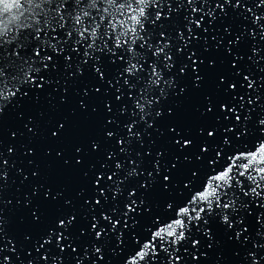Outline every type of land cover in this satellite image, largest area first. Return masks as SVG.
Wrapping results in <instances>:
<instances>
[{"label": "snow or ice", "instance_id": "6c2138e0", "mask_svg": "<svg viewBox=\"0 0 264 264\" xmlns=\"http://www.w3.org/2000/svg\"><path fill=\"white\" fill-rule=\"evenodd\" d=\"M176 3L183 6V0ZM187 4L191 12L181 21L172 19L173 13L179 18L180 7L173 9L170 4L169 14L162 16V0H0V101L43 92L45 85H53L43 73L56 71L62 60L66 75L60 103H65L69 89L75 90L84 69L90 67L91 75L101 83L94 95L103 101L106 121L101 125L102 138L89 139L86 147L75 146L71 156L62 151L55 154L61 167L79 172L88 181L89 187L73 199L55 186L34 184L29 193L22 194L23 203L16 197L15 204L5 203L3 181L8 177L0 174V264H97L104 261L106 249L122 255L123 264H199L200 256L207 259L206 251L197 256L189 245L196 251L231 245L240 264H264V116L255 125L258 135L249 130L257 107L264 113V75L253 79L247 66L264 61L260 46L264 43V0H187ZM225 5L235 13L233 23L241 21L239 32L234 34L229 24L223 36L218 33L212 39L215 52L225 61L231 57L235 71L219 76L205 70L201 75L205 59L208 69L216 68V61L208 59V40L196 33L211 35L217 21L229 16ZM150 9H156L154 18ZM146 25L154 31L149 32ZM169 28L175 37L166 35ZM230 36L233 39L224 44ZM157 37L165 42L150 43ZM173 39L180 45L175 47L182 61L178 75L191 81L190 88L180 87L179 92L177 74L165 79L159 67L163 56L164 68L173 71L175 58L168 54ZM69 43L77 56L83 49L75 72L72 55L65 54ZM242 44L251 53L247 62V52H240ZM192 46L203 50L191 51L187 54L190 64L183 62ZM257 72L264 73V68ZM216 76V92L204 96L203 110L196 109L201 119L211 115L214 123L197 127L195 135L191 128L170 125L166 133H160L167 135L168 147L157 150L155 157L151 152L141 155L136 146H143L149 129L159 132L156 122L165 118L162 101L201 91ZM82 95L90 102L93 99L87 90ZM180 107L168 108L167 115L175 119V109ZM79 108L89 119L99 115L96 107L88 112L83 101ZM29 122L33 127L25 124V128L35 137L39 126ZM66 123L51 131L53 141L64 140ZM109 141H115L118 152ZM101 151L104 155L95 163L85 162ZM26 155H34L33 150L28 149ZM146 158L150 159L146 162ZM35 168L31 175L38 181L41 169ZM131 181L136 183L129 187ZM52 208L55 214L50 217ZM5 209L10 217L27 209L30 217L20 216V223L30 219L32 225L43 227L18 239L5 229L11 223Z\"/></svg>", "mask_w": 264, "mask_h": 264}, {"label": "water", "instance_id": "95a60500", "mask_svg": "<svg viewBox=\"0 0 264 264\" xmlns=\"http://www.w3.org/2000/svg\"><path fill=\"white\" fill-rule=\"evenodd\" d=\"M220 3H223V0H220ZM233 3H235V0H233ZM169 4L173 9L180 7L176 3V0H162V6L160 9L162 16L169 14ZM196 7H201V5L197 4ZM212 7L214 8L215 4H212ZM247 7H252V4H248ZM225 8L228 9L229 16L223 20L217 21V24L213 27V29H210L211 35L201 32L196 33L201 37V40H208V46L210 48L208 59H214L216 61V68L208 69L207 59H205V64L200 70L201 75H204L205 70H207L210 74L218 73L219 76H227L229 70L233 72L235 71V69H231L230 61L232 58L228 57V59L225 61L224 57L220 55V53H216V41L212 39V36H216L218 33L220 36H223L224 28L229 24H232L234 34H238L239 32L237 25H239L241 21L236 20L235 23H233L235 13H233L231 8L227 5H225ZM155 12L156 9H150V14L153 18L155 16ZM189 12H191V8L188 6L187 0H183V6L180 7L179 18L175 16V13H173L172 19L182 21L183 16ZM217 15H219V10H217ZM245 15H247V13H245ZM196 18L199 19V16ZM146 27L148 28L149 32L154 31L150 25H146ZM168 34H171L173 37H175V32L172 31L171 28H169V31L166 33V35ZM185 36L187 38V33H185ZM228 39H233V37L230 36L224 40V44H227ZM257 40H259V37H257ZM157 42L164 43L165 41L159 40L158 37L150 41V43H153L154 45ZM171 43L174 45V47L168 54L174 56L175 67L172 72H169L167 69H165L163 56L160 57L159 67L163 71L165 79H167L169 76H172L173 74H177L178 87L176 88V92H179L180 87H185L187 85L190 88L191 81L186 77L178 75L179 69L182 66V61L180 57H176L175 47H179L180 45L175 39H173ZM260 46L264 47V43H261ZM65 47L67 48V52L65 54L72 55V71L75 72V64L79 63L82 59L83 49L80 50V56H77L76 54L71 53V43ZM202 50V47L199 46L190 47L183 57V62L190 64V62L187 61V54L191 51H196L199 54ZM240 52L241 54L247 52V55L244 56V60L247 62L248 56L251 55V53L248 52V45L242 44L240 47ZM201 59H204V57L202 56ZM221 61H224L223 64ZM149 63H151V60H149ZM119 66L120 65L118 64L117 67ZM247 66L253 73V79H255L257 75H264V73L257 72L258 68H264V61H261L258 65L248 63ZM145 67L147 68V65H145ZM111 71H113V69H110V72ZM188 72L191 74V68L188 69ZM43 75L45 78H50L53 81L52 86L45 85L43 92H29L28 97L23 99H21L18 95L16 98L11 99L10 101H0V107L3 108V113L0 114V153H2V156H0V174L6 173L8 177L6 181H3L5 184V189L3 191V199L5 203L11 200L12 203L15 204L16 199H14V197L23 203L24 196L22 194L29 193L31 191V186L34 184H41L48 187L55 186L60 188L64 190V195L68 199H73L81 189L89 187L88 181L83 179L82 174L75 170L61 167L60 164L54 160V157L57 151H62L66 156H71L74 152L75 146L86 147L89 139L102 138L103 132L101 131V125L106 122L104 120L105 110L103 107V101L94 95V88L100 87L101 83L97 77H93L91 75L90 67L85 68L84 76L80 77L77 87L75 90L71 88L69 89L65 97V103L61 104L60 96L64 92L63 78L66 75L62 60L56 71L50 73L46 72L43 73ZM105 75L107 76L109 73H105ZM217 84H219L218 76L212 77L207 80L201 91H189V93L185 96H181L179 100H174L170 97L167 103L162 101L165 118L157 120L156 122V128L159 129V132L154 129H149V135H145L143 137V146H136L141 155L151 152L152 157H155L157 150L163 151L168 147L167 135L162 136L160 133H166L167 128L170 125L176 126L177 124H180L181 126L191 128L193 130V134L195 135V130L197 127L214 123L211 115L201 119L199 112H197L196 109L199 107L201 110H203L202 102L204 96H213V94L216 92ZM104 86H107L106 83ZM226 86L227 84H224L220 87L224 88ZM82 90H87L90 95L93 96L91 102L83 97ZM125 91L127 90L125 89ZM77 92H80L81 94L77 95ZM158 92L159 89H157V94ZM37 96L39 97L38 100L35 98ZM81 101L88 105V112H91L92 107H96L99 115L89 119L87 114L82 113L81 109L79 108ZM261 103H264V101H261ZM175 104H180L181 107L175 109L177 116L174 119L173 117H169L167 115V110L170 107H174ZM218 115H220L221 119L223 118V114L218 113ZM262 116H264V113H261L257 107V111L253 113V124L249 126V130L253 136L259 134L255 125L257 120ZM29 121H32L39 126V132L35 137H33L31 133H28L27 128H25V124H27L29 128L33 127V123H30ZM65 121H67V123L65 124L64 140L57 143L51 139V131H55L56 127H58V124L64 123ZM112 130L115 131L116 129L113 128ZM140 130L143 131L142 128ZM13 133H15V137L13 136ZM198 139H202V137ZM109 145L118 152V149L115 148V141H109ZM9 148L13 149L11 153L9 152ZM28 149H32L34 155H26ZM46 151H51L52 155L46 156ZM103 155V151L99 153H92V156L90 158H86L85 162L95 163L96 158ZM118 158L121 160V162H123V157L118 156ZM104 159H106V157H104ZM147 159L150 158H146V162ZM5 160L7 161V164L3 163ZM29 161H33L34 164L30 165ZM72 163L74 164L75 161L73 160ZM35 165H39L41 169L40 179L38 181L34 180L31 175V173L36 170ZM97 168H99L98 164ZM84 170L87 171V168ZM20 172H22L23 175H19L18 173ZM144 175L146 176L147 173L145 172ZM24 176L28 177L27 181L23 180ZM22 181L23 184L21 183ZM134 183H136V181H131L129 183V187ZM164 195L167 196L168 194L164 193ZM73 202L76 203L75 200ZM54 214L55 209H50L49 216L51 217ZM4 215L6 219H11L10 225H5L6 231L11 234H15L18 239H22L24 234H32V232L36 230L37 227H43L32 225L30 219L25 220L24 223H20V216L26 215L30 217V212L27 209H25L22 213H16L14 217H10L9 209H5ZM215 231L216 229L213 227V232ZM216 239L220 240L221 237L217 236ZM189 249L197 256H200L201 252H207V259H205L203 256H200L199 264H240V261L233 254L231 245H224L213 249L201 248L199 251L191 249V246L189 245ZM181 251H183V249ZM104 255V261H98L97 264H108L109 261L110 264H123L122 255H112L107 249L105 250ZM13 259H15V257H13ZM188 259L190 260L191 258L188 257ZM192 264H195V262H192Z\"/></svg>", "mask_w": 264, "mask_h": 264}, {"label": "clouds", "instance_id": "9594fccd", "mask_svg": "<svg viewBox=\"0 0 264 264\" xmlns=\"http://www.w3.org/2000/svg\"><path fill=\"white\" fill-rule=\"evenodd\" d=\"M4 101H7V98L6 97L4 98Z\"/></svg>", "mask_w": 264, "mask_h": 264}]
</instances>
